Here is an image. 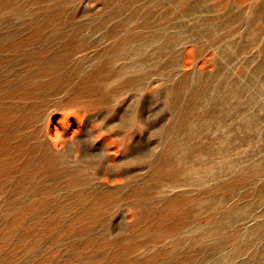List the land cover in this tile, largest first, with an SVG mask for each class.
<instances>
[{"label": "rangeland", "instance_id": "obj_1", "mask_svg": "<svg viewBox=\"0 0 264 264\" xmlns=\"http://www.w3.org/2000/svg\"><path fill=\"white\" fill-rule=\"evenodd\" d=\"M0 264H264V0H0Z\"/></svg>", "mask_w": 264, "mask_h": 264}]
</instances>
